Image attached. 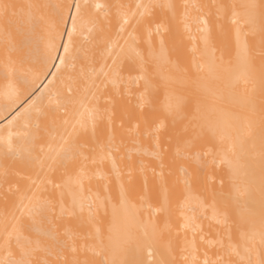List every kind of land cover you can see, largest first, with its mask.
Wrapping results in <instances>:
<instances>
[{
  "label": "bare ground",
  "instance_id": "6f19581e",
  "mask_svg": "<svg viewBox=\"0 0 264 264\" xmlns=\"http://www.w3.org/2000/svg\"><path fill=\"white\" fill-rule=\"evenodd\" d=\"M0 264H264V0H0Z\"/></svg>",
  "mask_w": 264,
  "mask_h": 264
}]
</instances>
